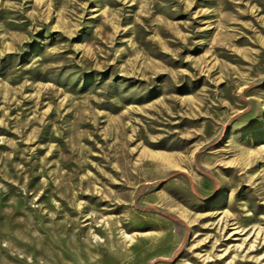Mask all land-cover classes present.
Segmentation results:
<instances>
[{
	"label": "rangeland",
	"instance_id": "rangeland-1",
	"mask_svg": "<svg viewBox=\"0 0 264 264\" xmlns=\"http://www.w3.org/2000/svg\"><path fill=\"white\" fill-rule=\"evenodd\" d=\"M0 264H264V0H0Z\"/></svg>",
	"mask_w": 264,
	"mask_h": 264
}]
</instances>
